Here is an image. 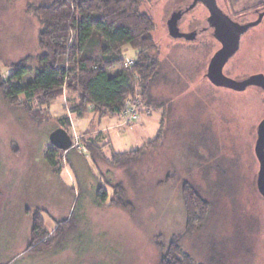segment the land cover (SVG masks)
<instances>
[{"label":"rangeland","instance_id":"obj_1","mask_svg":"<svg viewBox=\"0 0 264 264\" xmlns=\"http://www.w3.org/2000/svg\"><path fill=\"white\" fill-rule=\"evenodd\" d=\"M51 1L0 0V84L20 61L27 59L36 68L41 25L31 8ZM178 1L140 2V11L154 23L159 74L150 89L154 107L140 106L135 124L100 113L79 119L69 113L77 99L69 92L48 107L33 101L38 122L20 105L8 103L0 85V264H161L174 242L192 264H264V199L256 187L259 163L254 154L264 92L257 87L243 92L217 88L204 78L220 45L209 33L195 42L169 35L167 19ZM254 1L238 0L237 7ZM217 2L230 13L227 3ZM205 16L197 8L182 20L180 30L198 26ZM256 18L251 9L235 19ZM95 30L115 50L103 21ZM122 54L128 61L135 51L126 46ZM224 74L237 80L264 76V17L243 35ZM31 79L27 76L22 83ZM19 102H25L23 96ZM65 115L73 141L67 152L78 150L86 161L77 167L80 182L72 176L66 152H57L58 175L47 163L54 149L49 135ZM160 129L157 144L121 166L100 159L99 151L110 159L114 153L137 150ZM89 145L99 148L95 158L87 151ZM110 184L119 185L121 193ZM100 187L104 203L97 199ZM189 188L206 202L208 215L199 229L184 233L183 192ZM36 209L43 211L46 238L52 237L58 221L69 228L49 251L33 256L26 250Z\"/></svg>","mask_w":264,"mask_h":264},{"label":"trees","instance_id":"obj_2","mask_svg":"<svg viewBox=\"0 0 264 264\" xmlns=\"http://www.w3.org/2000/svg\"><path fill=\"white\" fill-rule=\"evenodd\" d=\"M141 0H52L50 3L32 6L31 11L41 25L38 34L39 53L35 57L36 68L25 59L12 67L11 74L1 81L4 99L10 104L20 105L25 113L41 121L40 114L32 112V102L48 107L64 93H76V103L69 113L79 119L86 113L101 117H118L129 106L154 107L150 89L159 74L156 57L157 45L154 42V23L151 17L140 11ZM103 21L111 34L115 50L110 51L103 37L96 33L97 24ZM129 46L135 51L133 64L125 66L126 59L122 49ZM32 79L23 84L25 77ZM64 90V91H63ZM23 96L25 102H19ZM142 104V105H141ZM59 128L68 131L70 121L67 115L58 119ZM156 138L137 150L114 153L106 159L99 151L100 159L110 166L119 167L124 160L142 154L157 144ZM88 153L95 158L99 148L86 146ZM57 149L47 156L51 172L56 169ZM115 193H121L119 185H111ZM98 189L99 203L106 201L105 192ZM185 232L197 230L208 215L206 202L189 188L184 190ZM121 196H119L120 199ZM116 199V200H117ZM121 200V199H120ZM111 203L118 205L112 199ZM43 211L36 209L31 213V230L26 253L41 255L58 242L60 233L69 224L57 222L52 237L41 217ZM176 242L171 243L162 255L161 264H192L182 254ZM174 247V249H173Z\"/></svg>","mask_w":264,"mask_h":264},{"label":"water","instance_id":"obj_3","mask_svg":"<svg viewBox=\"0 0 264 264\" xmlns=\"http://www.w3.org/2000/svg\"><path fill=\"white\" fill-rule=\"evenodd\" d=\"M201 1L209 8L211 13L210 22L214 28V37L221 44V48L215 52L208 64L206 76L210 83L215 87L225 88L235 92H242L248 87H257L264 92V76L262 74L236 80L225 76L222 72L228 60L238 51L241 37L250 28L258 25L261 21V17L255 22L238 24L217 9L215 0ZM177 20L178 18L174 17L168 21L169 35L174 39L187 38L185 34H181L178 31L176 26ZM256 135L254 154L259 163L256 187L259 194L264 199V119L258 124ZM48 139L52 147L64 153L73 147L72 137L63 128H58L53 131Z\"/></svg>","mask_w":264,"mask_h":264},{"label":"flooded vegetation","instance_id":"obj_4","mask_svg":"<svg viewBox=\"0 0 264 264\" xmlns=\"http://www.w3.org/2000/svg\"><path fill=\"white\" fill-rule=\"evenodd\" d=\"M224 3H227L228 4V10L230 13H226L218 4L217 0H215V3H216V6H217V9H219L221 11V13H223L225 16H227L228 18H230L232 21H234L235 23H238V24H247V23H250V22H255L258 20L259 17H261V21L264 17V0H255L254 2H250L248 4H246L245 6H242L241 8H238L237 7V3H238V0H223ZM201 7L205 12H206V16L201 20L202 22L198 24V26H194L193 28H189L188 31H182L180 30L179 28V24L182 22V20H184V18L195 12L197 10V8ZM256 7V8H254ZM251 9H254V12L257 14V18L253 21H247V22H238L235 18L237 17H241L243 16L245 13L249 12ZM226 10V11H228ZM178 18L177 22H176V26L178 28V31L181 33V34H185L187 36V38L183 37V38H179L180 40H185V41H188V42H195V41H198L200 40L204 35L206 34H210L212 38L215 39L214 37V28L213 26L211 25V22H210V18H211V13L209 11V8L203 4V2L200 0V1H196V0H180L178 1L175 6L173 7V9L170 11L169 13V16H168V21L171 19V18ZM260 21V23H261ZM259 23V24H260ZM258 24V25H259ZM257 26V25H256ZM255 27V26H254ZM252 27V28H254ZM251 29V28H250ZM249 29V30H250ZM248 30V31H249ZM247 31V32H248ZM246 32V33H247ZM245 33V34H246ZM243 37V36H242ZM241 37V38H242ZM216 40V39H215ZM217 41V40H216ZM218 42V41H217ZM240 42H241V39H240ZM219 43V42H218ZM220 45V48H221V44L219 43ZM240 47V45H239ZM219 48V49H220ZM218 49V50H219ZM217 50V51H218ZM239 50V49H238ZM216 51V52H217ZM215 54V53H214ZM213 54V55H214ZM212 55V56H213ZM211 56V58H212ZM210 58V59H211ZM232 58V57H231ZM230 58V59H231ZM209 59V61H210ZM229 59V60H230ZM228 60V62H229ZM209 61H208V64H209ZM227 62V63H228ZM226 63V64H227ZM208 64H207V68H208ZM225 64V66H226ZM225 66L223 67V74H224V68ZM207 68H206V73H207ZM206 73L204 74V78L210 83V81L208 80L207 76H206ZM225 75V74H224ZM226 76V75H225ZM228 77V76H227ZM231 78V77H230ZM237 80V79H236ZM242 80V79H241ZM211 84V83H210ZM212 85V84H211ZM214 86V85H213ZM215 87V86H214ZM218 88V87H217ZM245 91V90H244ZM243 92V91H242Z\"/></svg>","mask_w":264,"mask_h":264},{"label":"crops","instance_id":"obj_5","mask_svg":"<svg viewBox=\"0 0 264 264\" xmlns=\"http://www.w3.org/2000/svg\"><path fill=\"white\" fill-rule=\"evenodd\" d=\"M80 121L78 120V122H80ZM70 136H71V134H70ZM66 153H67L66 155H69L68 156V159H69V162L72 164L71 165V169L73 170V172L75 174V175L72 174V176L76 179V181L80 182L81 179L78 176V173H77V169L78 168L77 167H78L79 163H81L83 165L86 164L85 163L86 161L84 160V158H82L81 154H79L78 150H75V153L74 154H71V155L69 154L70 152H66ZM80 190H81V188H80ZM22 211L24 212L25 218L30 221V219H29L30 217H29V214H28L27 210H23V207H22Z\"/></svg>","mask_w":264,"mask_h":264},{"label":"built area","instance_id":"obj_6","mask_svg":"<svg viewBox=\"0 0 264 264\" xmlns=\"http://www.w3.org/2000/svg\"><path fill=\"white\" fill-rule=\"evenodd\" d=\"M133 64L132 60H126L125 66H131ZM129 108L124 111L120 116L122 117L123 121L126 123H136L139 122L140 116L138 115V111L136 110L135 105L128 104Z\"/></svg>","mask_w":264,"mask_h":264}]
</instances>
